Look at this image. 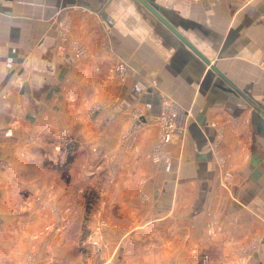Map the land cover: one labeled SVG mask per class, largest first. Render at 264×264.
<instances>
[{
  "label": "crops",
  "instance_id": "obj_1",
  "mask_svg": "<svg viewBox=\"0 0 264 264\" xmlns=\"http://www.w3.org/2000/svg\"><path fill=\"white\" fill-rule=\"evenodd\" d=\"M148 1L228 82L135 0H0V264H25L34 247L37 264L72 258L71 244L58 235L27 239L44 226L51 234L64 226L50 213L52 191L41 189L35 174L54 160L51 138L89 132L95 148L117 153L110 188L120 223L129 225L121 239L128 247L162 248L150 264L227 263L238 255L232 246L249 239L259 246L255 264H264V0ZM62 24H70L71 38L61 39ZM73 43L98 49L93 59L77 60ZM118 62L127 67L126 83L112 78L117 86L104 90L93 68ZM93 91L96 100L116 99L115 106L89 115ZM163 100L191 117L154 163L145 156L157 141ZM136 108L144 114L139 124L127 117ZM130 129L138 132L126 153L119 137ZM37 137L47 146L33 141L24 149ZM223 171L231 181L222 185ZM210 214L219 219L211 229Z\"/></svg>",
  "mask_w": 264,
  "mask_h": 264
},
{
  "label": "rangeland",
  "instance_id": "obj_2",
  "mask_svg": "<svg viewBox=\"0 0 264 264\" xmlns=\"http://www.w3.org/2000/svg\"><path fill=\"white\" fill-rule=\"evenodd\" d=\"M59 33L62 34L61 39L64 40L70 37V31H72L70 24L59 25ZM104 49L107 47L104 46ZM98 49V48H97ZM95 50H90L84 45L81 46L80 43H73L72 46V56L77 60H91L96 54ZM119 64V63H117ZM115 64L112 68H107V70L102 71L101 68L96 67L93 68V73L95 78L101 79L102 88L104 90L111 89L115 85L112 78L116 83L120 82L121 79L119 75L115 73ZM127 79V77H126ZM124 80V82L126 81ZM126 83V82H125ZM6 95L2 96V99H6ZM96 94L93 91L90 96L87 97L88 110L87 113L96 115L97 113L109 111L113 106V103H116V99L111 101H107V98H97ZM118 101V100H117ZM23 106L19 105L15 107L16 112H21L20 116L22 117ZM132 110H129L127 117L132 118ZM187 110V109H185ZM134 115V114H133ZM19 124V121L24 119L17 116L16 118ZM135 119L132 118V122ZM95 124H101L96 120H93ZM92 121V122H93ZM97 122V123H96ZM97 129L99 131V126L97 125ZM158 130V128H157ZM90 131V130H88ZM138 130H128L123 135L119 137V141H123L122 150L123 152H130L135 149V142L137 138ZM158 132V131H157ZM98 133V132H97ZM63 134H67V132H63ZM96 134V133H95ZM95 134L89 132V135L92 137L85 136H72L71 141L76 143L75 146V159L72 164L68 166L67 169H56V166L59 164H63L66 160V152L62 151V148L65 144H62L65 140H69V137L61 139V141L56 142L50 139L49 144L51 146L50 151L54 155H52L53 161H51L49 165H44V168H39V172L35 174L39 180L38 186L44 190H51L52 195L49 199L48 207L50 213H55L58 216V222L60 224H64L61 226V232L59 234H51V229L49 228H41L39 231L33 232L29 234L28 240H31L33 243H38L40 240L47 239L48 236L58 235V238H61L62 241L66 240L72 246V258L68 259L66 264H116L118 263L117 256L121 257L120 264H150L149 260L151 257L153 258L155 255L159 257L162 248H133L128 247L126 243L127 237L121 239L123 236V231L129 228V225L123 222L122 223L119 214H118V198L116 197V193L112 192L110 188V184L113 182L112 177L114 173L116 174L117 168L113 165L118 160L117 153L112 154L111 151H108V154L101 151L99 148H95ZM159 132L157 133V141L154 144L151 151L146 154V159L151 160L156 163L160 160V154L155 152V147L158 143ZM47 138H39L36 139H28L24 142V149H28L30 143L34 142H42L41 144H46ZM59 140V139H57ZM48 142V141H47ZM44 146V145H43ZM47 146V144H46ZM20 152L19 157L25 158L26 152ZM102 163H108V168L106 172L105 170L98 171L96 169L97 166ZM53 165V167H52ZM113 168V169H112ZM101 170V169H99ZM102 172V173H101ZM227 172H221L220 179L221 184L226 182L228 184L231 180H225V174ZM13 176V173L10 175ZM8 176V178H10ZM225 180V181H224ZM6 185L0 183V190ZM56 198V199H53ZM116 198V199H115ZM40 199V198H39ZM54 201V203L52 202ZM40 203V200H38ZM92 204L90 205V203ZM52 213V214H53ZM214 214V213H212ZM210 214L209 221H207L206 226L209 229L213 228L215 225V221H219L218 217ZM55 215V216H56ZM54 216V217H55ZM48 218L44 222L46 225ZM128 223V222H127ZM59 230L56 228L54 233H57ZM113 236V237H112ZM52 238V236H51ZM109 239V240H108ZM115 246H113V242ZM123 240V241H122ZM113 241V242H112ZM125 242V247L124 246ZM111 244V245H110ZM113 246V247H112ZM32 248V254H29L26 259L25 264H37L40 258L41 253L39 250ZM119 249H121L119 251ZM125 249V250H124ZM119 251V252H118ZM126 251V252H125ZM164 251V250H163ZM232 253H237L236 260H231L229 262H223L218 260L219 264H255L257 259L255 256L259 252V246L253 240H247L245 243L233 245L231 248ZM134 255V258L132 257ZM137 256V257H136ZM125 257V258H124ZM131 257V258H130ZM130 258V259H129ZM144 259H148L144 261ZM221 262V263H220ZM214 261L203 262V260L199 261L197 264H218Z\"/></svg>",
  "mask_w": 264,
  "mask_h": 264
},
{
  "label": "built area",
  "instance_id": "obj_3",
  "mask_svg": "<svg viewBox=\"0 0 264 264\" xmlns=\"http://www.w3.org/2000/svg\"><path fill=\"white\" fill-rule=\"evenodd\" d=\"M114 71L119 75L121 82H124L128 74L127 67L124 64L119 63L116 65ZM143 115V110L136 108L132 110L131 117L135 119L134 121L137 122V124H139ZM189 117H191L190 110L183 109L171 100L162 101L158 118L155 123L159 132L158 143L155 147L156 153L162 155L165 148L172 142L173 138L184 135ZM225 180H231V174L229 172L225 174Z\"/></svg>",
  "mask_w": 264,
  "mask_h": 264
},
{
  "label": "water",
  "instance_id": "obj_4",
  "mask_svg": "<svg viewBox=\"0 0 264 264\" xmlns=\"http://www.w3.org/2000/svg\"><path fill=\"white\" fill-rule=\"evenodd\" d=\"M147 12H149L159 23H161L173 36H175L184 46H186L200 61L215 72L220 78L227 81V78L198 50L178 29L177 25L169 17H164L160 10L152 7L148 0H135Z\"/></svg>",
  "mask_w": 264,
  "mask_h": 264
},
{
  "label": "trees",
  "instance_id": "obj_5",
  "mask_svg": "<svg viewBox=\"0 0 264 264\" xmlns=\"http://www.w3.org/2000/svg\"><path fill=\"white\" fill-rule=\"evenodd\" d=\"M62 144H65L62 148V151L63 152H66V160L63 164H58L56 166V169H67L69 165L72 164L73 160L75 159V153H74V150H75V146H76V143L75 142H72L71 139L69 140H64V142ZM51 164V163H50ZM53 167V165H52ZM92 204V202L90 203V205Z\"/></svg>",
  "mask_w": 264,
  "mask_h": 264
}]
</instances>
